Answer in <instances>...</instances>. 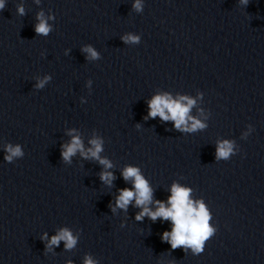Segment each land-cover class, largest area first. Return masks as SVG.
I'll return each instance as SVG.
<instances>
[{
  "label": "clouds",
  "instance_id": "1",
  "mask_svg": "<svg viewBox=\"0 0 264 264\" xmlns=\"http://www.w3.org/2000/svg\"><path fill=\"white\" fill-rule=\"evenodd\" d=\"M37 4L40 0H35ZM250 0H239V4L247 6ZM6 6V0H0V11H3ZM132 8L137 13H141L144 8L143 0H133ZM16 12L19 16L26 15L23 4L16 6ZM36 19L38 23L35 25V33L39 36H48L53 27L48 23L49 20H55L53 14L45 16L43 11L37 13ZM125 44H139L141 36L133 33H127L121 36ZM81 51L85 52L86 60L95 61L101 59L100 53L95 50L90 44L82 47ZM52 79L51 76H44L42 79L37 78L35 84L36 89H43L45 85ZM92 81L87 82V86H91ZM202 97V93H198ZM83 102V101H82ZM196 105V99L187 95H181L173 98L169 93H161L153 96L148 101V114L145 119H155L159 117L163 122H173V127L179 132L192 133L203 130L207 124L202 120L190 115L191 109ZM203 115V110H201ZM207 117H205L206 119ZM140 128L139 125L136 126ZM75 130H70L69 135ZM253 131L251 125L247 126V131L242 133L241 138L246 139ZM87 149L84 147L83 141L78 135H72L70 143L61 146V158L65 163H71V158L78 152L83 159L96 160L103 166V171L100 173V180L107 186L111 187L115 176L111 171L113 164L107 158L101 157L100 153L104 150V141L99 136H94L89 140ZM4 157L3 159L12 163L24 156L23 148L20 144L4 143L3 144ZM238 149L233 140H219L216 142L215 160H229L237 153ZM121 175L125 181H131L132 188H122L119 190V195L115 199V205L110 204L112 212L115 213L117 209L127 211L128 206L134 201V206L140 211L136 214L135 219L142 221L144 217H148L152 221L162 219L170 221L172 224L171 231L163 232L161 240L168 243L172 250L184 249L185 252L190 249L193 255H199L204 251L205 243L217 231L210 221L212 214L203 199H193L191 197L192 188L183 186L177 182H173L170 188V196L167 202L156 200L153 201V189L149 182L145 179L141 170L137 166L126 165ZM155 204V210L149 205ZM41 240L47 241L45 244V253L52 252L54 247H59L61 241L64 242L66 251L74 249L78 243V236L67 228H61L55 235L51 237L48 233L41 236ZM66 264H72L69 260ZM83 264H98L90 254H85Z\"/></svg>",
  "mask_w": 264,
  "mask_h": 264
}]
</instances>
